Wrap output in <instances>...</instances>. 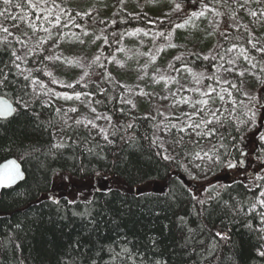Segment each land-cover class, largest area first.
<instances>
[{
  "label": "trees",
  "instance_id": "obj_1",
  "mask_svg": "<svg viewBox=\"0 0 264 264\" xmlns=\"http://www.w3.org/2000/svg\"><path fill=\"white\" fill-rule=\"evenodd\" d=\"M26 1L0 0V15L14 8L26 12ZM175 1L179 16L158 22L159 29L172 28L205 7L227 20L226 27L210 39L204 51L212 47L209 55L182 54L175 67L201 70L206 75L203 84L211 83L219 58L239 46L251 51L255 74L264 79V49H252L248 29L234 24V2ZM82 20L74 18V26L82 25ZM149 26L145 15L116 9L103 30L101 61L129 31ZM8 38L0 25V96L15 106L10 117L0 118V162L15 158L25 178L0 196V264H264L261 185L255 178L232 176L229 171L237 169L231 166L240 163L245 149H264L260 143L264 119L260 123L252 117L261 114L262 108L247 104L238 81L228 89L232 105L215 111L220 123L211 126L210 134L217 161L207 182L211 185L196 196L187 167L206 141L209 111L193 118L202 129L196 143L168 156L154 136L159 119L132 114L120 101L123 86L98 62L85 79L63 90L89 94L93 110L110 122L106 140L71 127L55 148V104L38 100L24 107L16 101L28 97L31 81L48 79L45 63L30 65L32 48L21 53L20 63L16 53L21 46ZM263 88L264 84L259 90ZM231 116L242 120L241 129ZM184 119L167 122L176 120L182 127L193 120ZM171 128V134L180 133ZM260 164L264 167V162ZM58 173L81 180L83 196L76 201L50 197ZM145 185L152 189L140 190Z\"/></svg>",
  "mask_w": 264,
  "mask_h": 264
},
{
  "label": "rangeland",
  "instance_id": "obj_2",
  "mask_svg": "<svg viewBox=\"0 0 264 264\" xmlns=\"http://www.w3.org/2000/svg\"><path fill=\"white\" fill-rule=\"evenodd\" d=\"M3 1L7 4L11 2ZM228 2H234L231 13L234 24L248 29L250 33V47L256 51L264 49V0ZM26 3L29 8L26 12L14 8L2 13L0 25L8 39L18 40L21 48L16 53V59L20 63L28 48H32V55L28 57L30 65L35 68L38 63H45L48 79L31 81L28 97L24 101H16L24 107L38 100L55 104L58 111L53 128L55 148L60 146L63 134L71 127L106 140L110 122L104 114L93 110L89 94H69L63 90L65 86L85 79L98 62L109 76L123 86L120 101L128 105L132 114L159 119L154 136L168 156H172L175 149L196 143L202 129L193 118L210 112L205 127L206 141L187 167L195 185L190 189L196 196L211 185L207 182L210 183L208 180L212 178L217 159L212 152L210 131L212 125L220 123L215 111L232 105L229 86L238 81L247 104H260L262 108L261 114L253 113L252 117L256 116L260 123L264 119V88L259 90L264 79L255 74L254 58L249 49L239 46L229 48L215 66L213 82L206 84H203L206 76L203 71L181 65L175 67L173 64L185 53L209 55L212 47L204 51L211 44L210 39H214L227 22L213 9L205 7L199 14L182 18L172 28L161 30L158 22L177 18L180 14L181 9L175 0H27ZM116 9H123L131 15H145L150 26L129 31L117 49L101 61L103 30L105 24L113 19ZM76 17H83L82 25L74 26ZM247 112L251 117L250 110ZM180 116L184 120H193L182 127L177 125L176 120L167 122L169 118ZM231 117L236 121V127L241 129L244 125L242 120ZM171 127L177 128L180 133L171 134ZM260 143L264 145V129ZM245 152L243 161L236 165L237 169L229 171L232 176L255 178V182L261 185L258 203L264 212V167H259L264 162V157L260 155L264 154V149H245ZM261 178L260 182L258 179ZM81 182L68 174L58 173L48 194L56 199L64 197L76 201L84 193ZM150 188L145 185L140 190ZM262 230L264 234V220Z\"/></svg>",
  "mask_w": 264,
  "mask_h": 264
},
{
  "label": "water",
  "instance_id": "obj_3",
  "mask_svg": "<svg viewBox=\"0 0 264 264\" xmlns=\"http://www.w3.org/2000/svg\"><path fill=\"white\" fill-rule=\"evenodd\" d=\"M14 110V103L6 97L0 96V117L8 118L14 113ZM24 178L23 168L15 158H8L0 162V196L3 190L13 188Z\"/></svg>",
  "mask_w": 264,
  "mask_h": 264
}]
</instances>
